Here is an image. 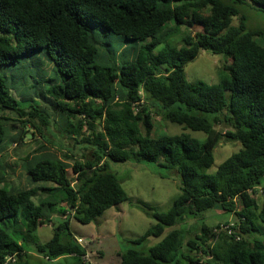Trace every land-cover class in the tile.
<instances>
[{
  "label": "trees",
  "instance_id": "obj_1",
  "mask_svg": "<svg viewBox=\"0 0 264 264\" xmlns=\"http://www.w3.org/2000/svg\"><path fill=\"white\" fill-rule=\"evenodd\" d=\"M246 4L264 7V0H0V109L24 124L12 135L0 121V157L9 139L19 143L34 131L45 138L54 121L89 151L58 157L40 145L23 160L32 186H0V264L11 255V264H29L16 232H35L54 213L64 217L36 251L80 260L85 250L69 231L70 219L88 224L127 199L109 160L160 161L180 177L167 210L143 207L156 223L132 242L161 239L147 251L126 249L119 264H179L178 256L190 264H264L253 222L264 224V197L258 204L252 195L264 179V30L247 29ZM181 26L193 33L178 45L172 37ZM108 32L122 38L118 54L105 48ZM201 50L230 59L217 85L185 77L186 63ZM154 114L206 138L154 135ZM221 123L228 128L216 129ZM230 140L241 147L205 173L214 148ZM2 170L0 164V183ZM209 209L237 216L235 234H215L216 223L189 238L185 228L164 235L165 227Z\"/></svg>",
  "mask_w": 264,
  "mask_h": 264
},
{
  "label": "rangeland",
  "instance_id": "obj_2",
  "mask_svg": "<svg viewBox=\"0 0 264 264\" xmlns=\"http://www.w3.org/2000/svg\"><path fill=\"white\" fill-rule=\"evenodd\" d=\"M241 10L246 15L247 29L264 30V7H251L242 5ZM237 18H233L232 25H236ZM193 33V28L188 30L186 26H181L176 35L172 37L175 44L180 45V37L188 32ZM122 38L119 35L107 33L105 36V48L110 52L117 54L123 49ZM160 46L156 48L158 50ZM132 50L126 52V57H133ZM123 56V58H126ZM230 61L229 58L222 54H213L206 50H201L197 56L188 61L184 67L186 79L195 84L203 81L208 84H219L222 68L224 64ZM46 68V66H44ZM47 69V68H46ZM16 96L21 95L20 89H15ZM226 99L230 97L228 90L223 91ZM15 114L7 109H0V121L8 125L10 134L15 135L24 125ZM58 119V117H56ZM154 130L153 134L158 135L166 133L176 135L182 132L189 133L192 137L204 140L206 135L201 131H195L185 128L183 125L166 121L157 115L152 117ZM60 121H54L50 130L44 134L43 138L37 131L27 133V137L21 142L8 140L5 150L0 157V164L3 165L2 173L5 180L0 186L7 190H14L20 187L27 188L29 185L25 176L23 164L25 156L35 150L38 146L43 145L44 151L54 153L58 157L63 154L71 158H81L83 154H89L88 150L80 149L79 144L72 139H67L63 132ZM215 128L224 131L227 125L221 123L215 125ZM30 130V128H26ZM86 134V133H85ZM84 134V135H85ZM64 135V136H62ZM86 137V136H83ZM241 147L238 141H225L214 148V161L210 168L204 172L211 174L216 171L218 165L231 153ZM71 162V160L69 161ZM108 169L114 173L125 190L127 199L115 207L104 211L100 216L88 224H82L70 219L69 231L74 238H82L83 243L80 245L88 253L90 264H119L118 252L122 253L128 248H134L139 251H147L150 246L155 245L161 237L151 236L142 243L135 244L132 241L141 236L145 230L156 223V220L147 215L143 207L152 208L157 211L167 210L179 194V175L170 168L162 165V162H134V161H108ZM264 179L261 180L260 187H256L252 195L258 204L264 197ZM237 209H240V203L237 202ZM237 216L231 212L220 209H209L193 217L185 218L182 222L174 226L165 227L164 235L172 228L187 229L186 238L193 237L195 232H199L201 225L215 227L216 223H234L237 225ZM55 225L60 222L59 217H53ZM254 224L259 229L255 236L264 241V224L258 219H253ZM17 229L20 225L17 224ZM15 234V233H14ZM16 234L24 240V248L27 253L29 264H89L82 263L75 254H66L55 259H47L44 254L36 251V243L48 241L53 234V226L49 222L39 226L35 232L23 234L22 230ZM93 238V241H92ZM87 247V248H85ZM100 249L102 255H97L96 249ZM179 258V264H190L185 259ZM200 258V257H199ZM165 264H176V261Z\"/></svg>",
  "mask_w": 264,
  "mask_h": 264
},
{
  "label": "built area",
  "instance_id": "obj_3",
  "mask_svg": "<svg viewBox=\"0 0 264 264\" xmlns=\"http://www.w3.org/2000/svg\"><path fill=\"white\" fill-rule=\"evenodd\" d=\"M233 226H234V223H220V225L218 227L214 228V233L215 234L227 233L229 235H234L235 231L232 228ZM235 238L239 239V236L235 235ZM76 241L79 244L83 243L82 238H77ZM14 258H15L14 255L8 256L5 259L3 264H11L14 261ZM80 260L82 263H89L90 262L89 255L86 251L80 256Z\"/></svg>",
  "mask_w": 264,
  "mask_h": 264
},
{
  "label": "crops",
  "instance_id": "obj_4",
  "mask_svg": "<svg viewBox=\"0 0 264 264\" xmlns=\"http://www.w3.org/2000/svg\"><path fill=\"white\" fill-rule=\"evenodd\" d=\"M53 217H59L60 218V220L62 219V217H64V216H61V214H58V213H54V214H52V216H51V221H52V219H53ZM72 219V218H71ZM49 222L50 224H51V226H53L54 225V223L53 222ZM70 223V222H69ZM43 225V224H42ZM41 226V225H40ZM39 227V226H38ZM92 241H93V238H92ZM85 248H87V247H85ZM87 251V250H86ZM96 253H97V255H102V252H101V250L98 248V249H96ZM119 254H120V252H118L117 253V255H118V257H119ZM64 256V255H63ZM60 257V256H59ZM91 259V258H90ZM119 261H120V257H119ZM90 264V263H89ZM91 264H92V260H91Z\"/></svg>",
  "mask_w": 264,
  "mask_h": 264
}]
</instances>
